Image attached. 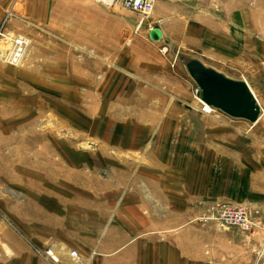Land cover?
Listing matches in <instances>:
<instances>
[{"label":"rangeland","instance_id":"rangeland-1","mask_svg":"<svg viewBox=\"0 0 264 264\" xmlns=\"http://www.w3.org/2000/svg\"><path fill=\"white\" fill-rule=\"evenodd\" d=\"M252 1L264 7V0ZM152 11L142 17L118 4L106 8L92 0H0V264H43L50 258L54 264H99V258L114 256H103L95 247L89 249L83 244L79 248L53 241V246L59 243L55 250L62 255L55 258L46 253L48 245L29 243L17 231L16 220L20 217L24 222V218H31L32 224L26 222L27 227L36 231L34 213L40 210L36 204L40 190L33 184L37 182L43 192L49 187L76 190L87 184L97 185L98 180L102 181L100 177L109 178L111 184L124 183L123 192L133 189L136 183L144 187L143 169L133 167L126 171L121 167L122 171L115 175L110 167L97 171L95 159L100 155L118 164L150 151L153 173L148 176L155 191L170 197L186 195L184 186L201 191L209 202H205L194 223L219 227L222 241L231 230L251 234L261 221L264 68L250 74L245 70L255 83L252 89L261 107L254 122L203 105L184 66L187 57L192 56L174 52L163 36L150 37V29L157 26L152 22ZM15 52L18 54L11 58ZM198 60L227 76L243 79L241 70ZM205 130L224 131L231 141L230 149L224 152L229 161L224 163V158L210 155L212 163H208L205 158L209 156H204L200 148L197 151L189 147L183 153L176 149L180 135ZM61 143L71 149V156L76 158L72 164L80 167L85 181H80L81 175L74 172V166V177L69 183L57 176L56 183L35 181L34 176L37 179L38 175L61 173L64 163L47 164L48 154L45 155L64 150ZM10 155L16 158L5 166L4 162L11 161ZM33 161H38L36 166ZM176 163L183 164L184 170L177 166L173 172L166 171L167 165ZM193 163L205 168L192 171ZM134 173L140 174L141 179L134 180ZM19 176L25 177V182L18 179L17 183ZM69 193L55 210L61 221L51 224L54 229L38 231L55 233L61 239L77 235L84 222L75 214L89 203L75 195L74 190ZM220 202L238 206L248 220L247 227L219 216ZM98 204L94 207L102 209V204ZM116 204L111 205L107 222L123 214ZM161 234L157 233L158 246H164ZM6 241L13 248L2 247ZM134 243L135 240H128L124 249L131 251ZM71 248L78 251L79 263L69 259ZM258 249L254 262L260 255L261 248ZM128 258L133 257L130 255L124 263L135 262Z\"/></svg>","mask_w":264,"mask_h":264},{"label":"crops","instance_id":"crops-1","mask_svg":"<svg viewBox=\"0 0 264 264\" xmlns=\"http://www.w3.org/2000/svg\"><path fill=\"white\" fill-rule=\"evenodd\" d=\"M253 3L252 0H154L152 22L157 25L155 28L159 29V36H163L167 42L172 43L177 48V52L217 62L218 66L233 69V71L241 70L242 78L246 80L253 92L255 83L250 80L251 78L249 79L245 70L250 74V71L256 72L264 68V7ZM176 140L180 142L176 145V149L182 153L189 147L197 151L200 148L204 150V156H209L205 158L208 163H212L211 156L214 159L216 156L224 158V163L229 161L228 155L224 152L227 148L230 149L228 144L231 141L225 137L224 131L205 130L194 133L191 131L189 136L182 134ZM139 142V140L134 142L136 145L133 148ZM63 148L65 151L60 148L59 153L56 154L45 153V155L48 154L47 164L50 161L54 164L64 163L61 173L38 175L37 179L34 176L35 181L49 180L56 183L57 176L58 179L63 178L69 183L74 177L71 167L74 166L76 170L74 172L80 171V167L72 164L76 158L71 156V149L68 146ZM16 156L18 158V154ZM9 158L11 161L4 162L5 166L11 165L16 157L14 155ZM132 158L142 159L143 162L140 160L137 163ZM95 160L97 171L110 167L109 171L113 175L122 171L121 167H125L126 171H130L133 167L143 169L144 187L136 183L133 189L123 192V182L121 184V182L113 181L111 184L109 178L100 177L102 181L98 180L97 185L87 184V186L77 187L76 190L72 188L58 190L56 187H49L47 192H43L37 182L36 185L33 184V187H38L40 190L36 199L40 210L34 213L35 233L27 227L32 221L31 218V221L24 218L28 224L22 217L19 220L15 219L18 224L17 231L23 234L29 243H44L54 248L59 245L56 243L53 246L55 242H67L79 248H83L81 246L83 244L89 249L95 247L103 256L114 255L107 260L99 258V264H264V212L260 216L261 221L253 227V232H249L251 234L246 235L238 229L231 230L225 235L227 239L222 241L219 227L209 223L204 226L194 223V218L202 214L205 202H209L202 197L201 191L189 190L186 189L188 186H184L186 195L174 197L155 191L149 178L153 173L150 151H143L142 155L138 156L132 155L128 159L129 162L126 160L125 163L117 164L109 158L104 159L102 155ZM104 161H110V164L105 165ZM37 163L38 161H33L32 164L36 166ZM177 166H182L181 171L184 170L183 164L176 163L174 166L167 165L166 171L173 172V167ZM193 167L192 171H202L205 168V166L203 168L195 166L194 163ZM79 175H81L80 181H85L83 172H79ZM133 176L134 180L141 177L136 173ZM18 179L25 182V177L19 176L17 183L20 182ZM88 179H90L89 176ZM68 190L71 192L74 190L75 195H81L83 201L87 200L86 202L89 203V205L82 203L83 209L77 210L75 214V218H81L84 222L79 225L77 235L74 234L69 239H61L62 237L56 236L55 233L38 231L54 229L55 226L51 224L55 225L56 222L61 221L62 217L55 210L57 204L65 202L66 196L70 195ZM119 192H122L121 196ZM97 203L102 204V209L94 207ZM112 204L121 208L123 214L107 222L106 215L111 210ZM158 232L162 233L164 246L156 244ZM142 236L144 240H141ZM108 239L111 241L110 244ZM130 239L135 240V248L131 251L124 249L123 246ZM2 247L13 248V245L6 241ZM56 248L58 250V247ZM258 248H261L260 255L254 262ZM130 255L135 262L124 263Z\"/></svg>","mask_w":264,"mask_h":264},{"label":"water","instance_id":"water-1","mask_svg":"<svg viewBox=\"0 0 264 264\" xmlns=\"http://www.w3.org/2000/svg\"><path fill=\"white\" fill-rule=\"evenodd\" d=\"M151 38L159 36V29L151 28ZM176 52L177 48L170 43ZM185 70L199 88V99L206 104L219 109L228 116L255 121L260 112L247 84L240 79L225 75L199 61L196 57H187Z\"/></svg>","mask_w":264,"mask_h":264},{"label":"built area","instance_id":"built-area-1","mask_svg":"<svg viewBox=\"0 0 264 264\" xmlns=\"http://www.w3.org/2000/svg\"><path fill=\"white\" fill-rule=\"evenodd\" d=\"M92 1L100 3L102 6L106 8H111L113 5L118 4L122 8L134 11L140 16L144 17L147 16V14L152 10L154 0H92ZM17 54L18 53L15 52L14 55L11 56V58H13ZM195 87H196L195 90L198 91L199 93L198 86ZM220 203H217L220 204V207H218L219 216H222L230 221H234L241 226L247 227L248 220L245 217L244 212H242V210L238 206L232 205L227 202H220ZM215 218L217 219L216 216ZM47 247L48 249H46V253L51 254V256L54 257L52 255L50 245H48ZM70 253L74 256V258H76L75 257L76 253L74 250H71ZM43 264H54V263L50 258V259H45V262H43Z\"/></svg>","mask_w":264,"mask_h":264},{"label":"bare ground","instance_id":"bare-ground-1","mask_svg":"<svg viewBox=\"0 0 264 264\" xmlns=\"http://www.w3.org/2000/svg\"><path fill=\"white\" fill-rule=\"evenodd\" d=\"M18 42H20V39L19 40H17ZM0 54H1V52H0ZM14 55V54H13ZM13 55H11V56H13ZM9 59V58H8ZM16 60V59H15ZM231 77V76H230ZM234 78V77H233ZM238 79V78H237ZM240 80H243L246 84H247V86H248V89L250 90V93H251V95L254 97V102H256V104H257V109H258V111L259 112H261V107H260V104H259V102H258V100H257V98L254 96V94H253V92H252V90H251V88H250V86H249V84L246 82V80L245 79H240ZM194 85H196L195 83H194ZM197 86V85H196ZM199 99V98H198ZM200 100V99H199ZM203 105H206L207 107H209V108H211L210 107V105H208V104H206L205 102H203L202 103ZM212 108H214V107H212ZM204 109V108H203ZM250 122H252V121H250ZM254 122V121H253ZM1 191H4V187L2 188L1 187ZM51 247V246H50ZM71 250H74L75 251V253H76V258H74V256L70 253V251ZM51 252H52V255L54 256V257H56V258H60V256L62 257V255H59L58 253H57V251L55 250V248L54 247H51ZM68 256H69V258L72 260V261H75V262H79L78 261V259H79V253H78V251L76 250V249H70L69 251H68Z\"/></svg>","mask_w":264,"mask_h":264}]
</instances>
